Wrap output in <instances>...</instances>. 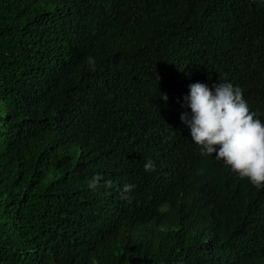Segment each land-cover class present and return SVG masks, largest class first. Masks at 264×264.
Returning a JSON list of instances; mask_svg holds the SVG:
<instances>
[{"label":"trees","instance_id":"16d2710c","mask_svg":"<svg viewBox=\"0 0 264 264\" xmlns=\"http://www.w3.org/2000/svg\"><path fill=\"white\" fill-rule=\"evenodd\" d=\"M225 81L264 120L259 0H0V264H264V189L180 118Z\"/></svg>","mask_w":264,"mask_h":264},{"label":"clouds","instance_id":"9594fccd","mask_svg":"<svg viewBox=\"0 0 264 264\" xmlns=\"http://www.w3.org/2000/svg\"><path fill=\"white\" fill-rule=\"evenodd\" d=\"M264 4V0H259ZM87 64L96 70L95 58L89 56ZM162 99L167 101L166 94ZM181 121L190 132L191 141L198 146L201 156H212L228 166L241 179H247L256 189H264V120L250 109L242 89L231 82H218L209 86L196 82L189 85L184 97ZM144 171H156L155 162L147 159ZM103 177L93 175L87 183L90 190L101 184ZM135 185L126 183L121 199L129 200Z\"/></svg>","mask_w":264,"mask_h":264}]
</instances>
